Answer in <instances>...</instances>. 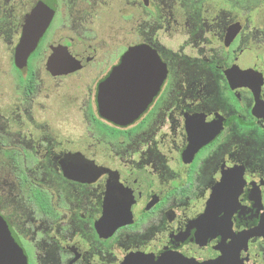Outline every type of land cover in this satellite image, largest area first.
<instances>
[{"label": "flooded vegetation", "instance_id": "1", "mask_svg": "<svg viewBox=\"0 0 264 264\" xmlns=\"http://www.w3.org/2000/svg\"><path fill=\"white\" fill-rule=\"evenodd\" d=\"M54 1L22 68L18 37L11 75L24 99L41 68L50 83L83 84L87 69L90 78L78 95L44 97L38 115L10 112V102L3 116L0 216L26 264H264V11L197 14L200 0H160V13L158 0H120L97 17L130 25L108 24L121 38L111 48L107 36L68 26ZM97 45L108 48L100 61ZM139 45L161 63L140 71L136 62L134 75L157 92L132 123L115 125L100 115L98 88Z\"/></svg>", "mask_w": 264, "mask_h": 264}, {"label": "rangeland", "instance_id": "2", "mask_svg": "<svg viewBox=\"0 0 264 264\" xmlns=\"http://www.w3.org/2000/svg\"><path fill=\"white\" fill-rule=\"evenodd\" d=\"M60 4V11L68 15V26H73L76 28L85 29L86 32H91L94 36L102 38L105 37L106 45L113 48L114 45L119 44L121 38L117 37V32L121 26L128 27L130 26L127 21L122 19L119 21V16L117 15L116 19L113 22H110L112 19V14H104L103 18L98 20V16L103 12L108 10L118 11V2L120 0H58ZM157 2V12L166 13L168 8L163 7L160 4V0ZM171 4L172 7H179L186 5L189 0H164V2ZM203 4V7L198 4L191 5L192 13L201 14L204 11L212 12V9L216 7V12L222 13H237L244 14L246 11L251 10V13L256 14L264 11V0H200ZM33 0H3L1 7V16H0V127H3V131H8V126L10 124V119L3 118L4 115H7V112L11 109L10 112L14 111L24 113L29 111L31 114L38 115L40 114V107L38 102H42L44 97H64V95H78L82 91V88L88 82L90 78V72L85 70V73L82 75V80H85V83L81 84L79 79L74 81L75 84H69V81H60V83H50L46 75L43 72V69L38 70L36 75L38 80V85L34 91V94L30 99H24L21 95L20 89L18 87L15 77H18L16 73L13 72L15 77L11 75V59L13 55V47L17 42L20 31V17L25 13L26 9L28 10L31 7ZM165 8V9H164ZM80 19V20H79ZM82 19V20H81ZM114 19V18H113ZM110 22V23H109ZM112 24L116 27L113 35L104 29H109V25ZM103 28V29H102ZM107 31V32H106ZM65 32H68L67 29L64 31L57 30V35H63ZM107 33V34H106ZM112 36V37H111ZM181 39L179 37H174L170 44L172 46L179 45ZM13 43V44H12ZM108 48L103 46L100 47L97 45L98 58L97 61H100L103 53ZM82 64H85V60ZM86 71L88 73H86ZM36 102V103H35ZM14 121L15 118L11 117ZM80 121V119H78ZM80 123H82L80 121ZM7 126V127H5ZM2 153V152H1ZM0 153V159L2 155ZM1 162V161H0ZM1 164V163H0Z\"/></svg>", "mask_w": 264, "mask_h": 264}, {"label": "water", "instance_id": "3", "mask_svg": "<svg viewBox=\"0 0 264 264\" xmlns=\"http://www.w3.org/2000/svg\"><path fill=\"white\" fill-rule=\"evenodd\" d=\"M145 4L146 1L144 0ZM56 10L54 0H38L22 26L18 43L14 50V61L18 68L26 65L27 59L34 52L42 36L50 25ZM238 28L232 26L226 35L229 43L237 34ZM142 63L139 70H154L155 64L161 63L156 52L147 45L130 47L114 67L108 78L99 85L98 107L102 118L125 126L132 123L139 115L144 104L157 92L158 85L152 81H138L134 65ZM158 67V66H157ZM141 94V97H135ZM0 264H26L21 246L7 224L0 216Z\"/></svg>", "mask_w": 264, "mask_h": 264}]
</instances>
